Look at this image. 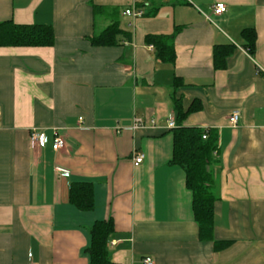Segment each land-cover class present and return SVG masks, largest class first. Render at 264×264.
I'll return each mask as SVG.
<instances>
[{"label": "crops", "instance_id": "1", "mask_svg": "<svg viewBox=\"0 0 264 264\" xmlns=\"http://www.w3.org/2000/svg\"><path fill=\"white\" fill-rule=\"evenodd\" d=\"M137 3L143 15L124 13ZM216 3L225 11L214 14ZM92 4L118 12L94 17ZM4 20L49 25L54 42L0 46V264H89L88 229L106 219L112 264H264V0H0ZM113 20L117 45H93ZM147 34L173 37V62ZM222 45L231 52L215 69ZM173 96L185 110L197 104L183 125L217 133L212 235L229 241L220 250L199 240L184 171L169 163ZM33 130L43 146H31ZM79 181L92 184L89 211L68 201Z\"/></svg>", "mask_w": 264, "mask_h": 264}, {"label": "trees", "instance_id": "2", "mask_svg": "<svg viewBox=\"0 0 264 264\" xmlns=\"http://www.w3.org/2000/svg\"><path fill=\"white\" fill-rule=\"evenodd\" d=\"M137 10H142L143 3H137ZM94 17L102 14H117L118 9H107L92 4ZM157 5L150 7L145 14H150ZM143 15V13H141ZM121 33L117 21L113 20L99 33L91 38L96 46L117 45V35ZM247 40V52H254L255 32L252 28L242 30ZM54 42L53 29L49 25L17 24L12 20L0 21V46H51ZM145 43L155 48L156 57L163 62H173L175 53L173 37L169 34H147ZM231 45L215 46L212 53L213 67L222 69L231 52ZM177 78L173 80V87L181 86ZM173 111L175 126L172 132V157L170 164L181 167L185 174V186L191 192V206L194 221L198 229L199 240H211L215 250L229 245V241L213 239V206L217 199L216 180L210 165L216 163L214 154L217 149V133L212 129L185 126L183 120L189 112L197 110L194 101L186 110L183 109L181 99L173 96ZM203 135L205 137L203 138ZM68 201L79 210L89 211L93 208V188L87 181L70 183L68 187ZM90 244L86 249L89 264H112L107 250V242L114 227L111 219L97 220L89 227Z\"/></svg>", "mask_w": 264, "mask_h": 264}, {"label": "built area", "instance_id": "3", "mask_svg": "<svg viewBox=\"0 0 264 264\" xmlns=\"http://www.w3.org/2000/svg\"><path fill=\"white\" fill-rule=\"evenodd\" d=\"M212 11L214 14H220L222 12L225 11V5L223 3H216L215 5L212 6ZM124 13L126 15H131L133 17H137L141 15V11L137 10L136 7L131 6L130 8H126L124 10ZM151 47V46H150ZM238 111H233L229 117H228V121L230 123V125L235 126L238 120ZM167 127L168 128H173L175 126V122H174V117L173 115H169L167 118ZM143 126V122L140 119H135L134 121V125L133 128H137V127H142ZM205 137V135H203V138ZM46 143V137L43 133H39L35 130L31 131L30 134V144L31 146L37 145V146H43ZM64 145V140L58 136L55 135V137L53 138L52 141V147L54 150H58L61 147H63ZM142 160V155L138 154L137 156L134 157L133 159V163L134 165L140 163ZM63 175H67V172L65 171H61ZM142 263L143 264H153V260L150 257H144L142 259Z\"/></svg>", "mask_w": 264, "mask_h": 264}]
</instances>
